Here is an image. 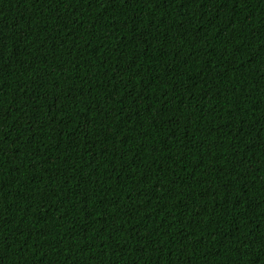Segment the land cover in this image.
Here are the masks:
<instances>
[{"label": "trees", "instance_id": "1", "mask_svg": "<svg viewBox=\"0 0 264 264\" xmlns=\"http://www.w3.org/2000/svg\"><path fill=\"white\" fill-rule=\"evenodd\" d=\"M0 264H264V0H0Z\"/></svg>", "mask_w": 264, "mask_h": 264}]
</instances>
